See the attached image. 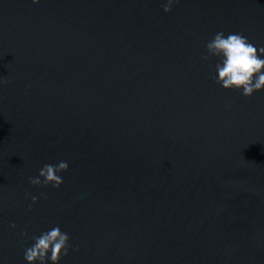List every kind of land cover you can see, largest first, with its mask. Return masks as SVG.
<instances>
[{"label":"water","instance_id":"water-1","mask_svg":"<svg viewBox=\"0 0 264 264\" xmlns=\"http://www.w3.org/2000/svg\"><path fill=\"white\" fill-rule=\"evenodd\" d=\"M165 3L0 0V264L56 226L58 264H264V88L203 59L264 48V0Z\"/></svg>","mask_w":264,"mask_h":264},{"label":"clouds","instance_id":"clouds-1","mask_svg":"<svg viewBox=\"0 0 264 264\" xmlns=\"http://www.w3.org/2000/svg\"><path fill=\"white\" fill-rule=\"evenodd\" d=\"M38 0H32L37 3ZM173 0H167L163 5V11H171ZM209 57L219 58L215 65L216 75L212 77L216 84L223 89L241 90L244 97H250L254 91L264 88V48L259 50L248 41V38L239 33H231L225 36L221 32L214 34L213 38L205 44ZM6 81H0L5 83ZM68 164L61 161L56 165L45 164L38 173L37 177H29L32 185L47 186L51 184L58 188L63 179L58 173L67 171ZM43 178L41 181L40 178ZM33 203L36 197H31ZM15 225H11L14 227ZM21 235H27L22 233ZM33 244L24 251V260L27 264H58L62 256H66L69 251V236L62 232L59 226L53 227L49 231L42 232L38 237H33ZM50 253V255H49Z\"/></svg>","mask_w":264,"mask_h":264}]
</instances>
